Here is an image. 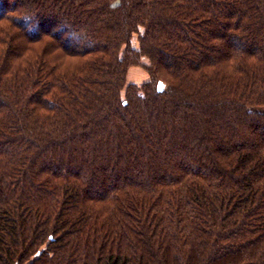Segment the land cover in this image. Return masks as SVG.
<instances>
[{
    "label": "trees",
    "instance_id": "1",
    "mask_svg": "<svg viewBox=\"0 0 264 264\" xmlns=\"http://www.w3.org/2000/svg\"><path fill=\"white\" fill-rule=\"evenodd\" d=\"M0 264H264V0H0Z\"/></svg>",
    "mask_w": 264,
    "mask_h": 264
},
{
    "label": "rangeland",
    "instance_id": "2",
    "mask_svg": "<svg viewBox=\"0 0 264 264\" xmlns=\"http://www.w3.org/2000/svg\"><path fill=\"white\" fill-rule=\"evenodd\" d=\"M143 64H148V61L147 60L143 61ZM150 80H151L150 74L148 73V71L145 69L144 66H134L129 70L128 82L130 84H136L138 86H142L143 84L149 82ZM46 247L47 246L42 247L41 250H46Z\"/></svg>",
    "mask_w": 264,
    "mask_h": 264
},
{
    "label": "water",
    "instance_id": "3",
    "mask_svg": "<svg viewBox=\"0 0 264 264\" xmlns=\"http://www.w3.org/2000/svg\"><path fill=\"white\" fill-rule=\"evenodd\" d=\"M159 91H161L163 89V84L159 83V87H158Z\"/></svg>",
    "mask_w": 264,
    "mask_h": 264
}]
</instances>
